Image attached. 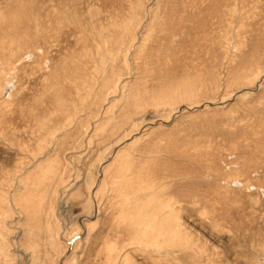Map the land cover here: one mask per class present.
Masks as SVG:
<instances>
[{"label": "rangeland", "instance_id": "rangeland-1", "mask_svg": "<svg viewBox=\"0 0 264 264\" xmlns=\"http://www.w3.org/2000/svg\"><path fill=\"white\" fill-rule=\"evenodd\" d=\"M0 264H264V0H0Z\"/></svg>", "mask_w": 264, "mask_h": 264}, {"label": "bare ground", "instance_id": "bare-ground-1", "mask_svg": "<svg viewBox=\"0 0 264 264\" xmlns=\"http://www.w3.org/2000/svg\"><path fill=\"white\" fill-rule=\"evenodd\" d=\"M138 183V181H136ZM134 182V184L136 183ZM146 187H151V185H145L143 186L142 188H140V186L138 188V191H137V196L141 195L142 197L144 196L145 199H147V204L151 203V194L150 193H153L155 194L156 192L153 191V189H149V188H146ZM132 191V190H131ZM130 192V191H129ZM126 195V193H124ZM136 197V196H135ZM131 200V199H130ZM146 202V201H145ZM154 204V202H153ZM153 204H151L150 206H146L147 209H145L144 207H142L140 209V214L142 215L143 214V221H148L149 225H151L152 221H172V212H171V205L166 202V201H163L159 206L157 207H154ZM139 207V208H140ZM174 212V211H173ZM158 214H161V216L159 217ZM165 230L167 231V233L170 232V230H168V226L165 227ZM156 240L158 239V237H155ZM152 242V241H151ZM147 244H150V242H147ZM147 247L149 248H153L154 246H151L148 245ZM163 247V246H162ZM161 250H164V251H168V248L167 247H163V249ZM160 253V251H159ZM164 255V254H163ZM166 255V254H165ZM168 255V254H167Z\"/></svg>", "mask_w": 264, "mask_h": 264}]
</instances>
